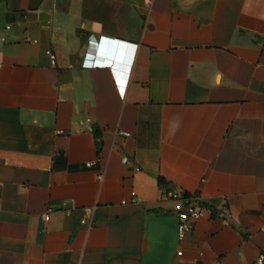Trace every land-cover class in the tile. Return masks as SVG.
<instances>
[{
	"label": "crops",
	"instance_id": "1",
	"mask_svg": "<svg viewBox=\"0 0 264 264\" xmlns=\"http://www.w3.org/2000/svg\"><path fill=\"white\" fill-rule=\"evenodd\" d=\"M261 254L264 0H0V264Z\"/></svg>",
	"mask_w": 264,
	"mask_h": 264
},
{
	"label": "built area",
	"instance_id": "2",
	"mask_svg": "<svg viewBox=\"0 0 264 264\" xmlns=\"http://www.w3.org/2000/svg\"><path fill=\"white\" fill-rule=\"evenodd\" d=\"M52 55V59L55 60V55ZM123 135L129 136L130 133L122 132ZM123 162L125 164H128L131 162V159L127 156L123 158ZM88 167H91L94 162L88 161L87 163ZM104 175L103 173H100L98 175V179H103ZM166 196L171 197L176 200V205L174 207V212L178 217V225H177V232H178V238L180 240L184 239L185 235L192 231L195 228L196 222L205 216L207 213L206 206L203 205L202 200L198 196H192L187 193H183L178 190L171 189L167 191ZM132 195V201H135L137 198L136 191L131 192ZM122 203H127V200H123ZM212 216H215V213L212 214ZM48 217V215H47ZM82 224L92 226L93 225V219L89 218H83ZM178 254L181 255L182 251L179 250ZM254 264H264V254H261L256 262Z\"/></svg>",
	"mask_w": 264,
	"mask_h": 264
},
{
	"label": "trees",
	"instance_id": "3",
	"mask_svg": "<svg viewBox=\"0 0 264 264\" xmlns=\"http://www.w3.org/2000/svg\"><path fill=\"white\" fill-rule=\"evenodd\" d=\"M96 134H97V136L99 135L98 132H96ZM159 180H160V183H162V184H166L167 183L163 177H160Z\"/></svg>",
	"mask_w": 264,
	"mask_h": 264
}]
</instances>
